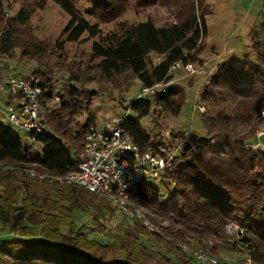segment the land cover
Here are the masks:
<instances>
[{"label":"trees","instance_id":"trees-1","mask_svg":"<svg viewBox=\"0 0 264 264\" xmlns=\"http://www.w3.org/2000/svg\"><path fill=\"white\" fill-rule=\"evenodd\" d=\"M47 1L26 0L8 17L5 2L0 0V58H13L18 50L22 60L38 65L28 75L14 74L10 66L5 74L37 82L47 103L53 97L47 52L61 57L66 44L80 41L85 33L98 37L92 43V56L98 60L91 81L119 82L122 75L131 73L143 87L166 84L165 91L132 99L135 114L120 123L141 152L156 153L166 143L153 138L141 119L150 114L153 104L173 115L180 113L186 92L172 82L171 67L197 61L208 32L210 3L136 0L139 7L168 5L174 20L163 24L150 18L137 23L121 21L116 29L103 33L98 22L86 16L111 21L130 8V0H93L85 12L74 0H53L68 13L69 21L51 43L29 27L34 10ZM252 42L255 60L245 56L241 66L225 61L204 85L200 99L210 106L209 113H202L207 135L181 134L182 150L166 175L169 186L175 182L173 190L165 199L150 182H139L130 190L132 204L147 211L160 233L137 222L133 228L109 232L106 242L91 238L86 226L76 224V212L88 213L96 222L115 212L112 202L81 186L29 174L32 169L50 174L75 169L74 156L82 149L95 116L82 125L74 120L82 102L92 104V92L70 85L58 107L46 108L43 131L29 133L33 142L42 144L40 151L24 144L0 119V230L6 233L0 236V264H195L178 243L196 246L209 240L213 242L210 251L225 259L220 250L238 251L237 243L226 238L230 223L244 230L242 241L254 263L264 264V149L254 148L251 142L264 124V12ZM153 53L162 56L156 64L150 60ZM70 80L80 78L72 74ZM221 104L226 106L219 108ZM4 164L8 169L2 168Z\"/></svg>","mask_w":264,"mask_h":264},{"label":"rangeland","instance_id":"rangeland-1","mask_svg":"<svg viewBox=\"0 0 264 264\" xmlns=\"http://www.w3.org/2000/svg\"><path fill=\"white\" fill-rule=\"evenodd\" d=\"M26 0H4L8 17L13 16L20 9ZM76 6L85 12L91 8L93 0H74ZM124 2L126 0H113ZM131 6L120 16L111 21L102 22L93 16H86L91 22H98L103 33L116 29L121 21L137 23L148 18L163 24L167 20H174L173 8L168 5L155 4L139 7L136 0H130ZM210 3L212 13L207 16L208 32L203 40V50L197 61L192 62L194 72L184 68L173 72L172 82L178 83L186 92V100L178 115H173L153 104L150 114L141 119V125L156 140H163L167 145V151L179 156L182 150V135L206 136L203 114L194 108L196 104L204 105L205 114L209 113L210 106L200 99L204 85L210 81L216 71L220 69L221 63L232 62L241 66L244 57L251 60L256 59V52L252 37L262 22L264 12V0H207ZM34 2V0H28ZM103 10V9H102ZM104 11H102L103 13ZM69 21V15L62 7L48 0L43 8H36L29 21V27L43 40L54 43L62 33ZM98 37H89L87 33L77 42L66 44V51L60 57L52 56L50 50L47 52L45 61L52 66L48 75L51 78L50 84L53 89V97L44 103L46 108L59 106L60 98L66 95L67 88L74 85L77 88L92 92L93 102L88 105L82 102L81 109L75 118V123L82 125L87 122L88 117L95 116V124L101 129L116 126L125 116L135 114L130 107L131 100L141 96L142 83L131 73L122 75L119 82L106 80L91 81L89 78L95 74L94 66L98 59L92 56V43ZM162 56L151 54L150 60L153 64L161 61ZM11 71L17 75H28L37 69L38 65L33 60H22L19 51L13 58H0V73L5 74ZM75 74L80 81H71L70 76ZM0 98V106L5 108ZM44 101V100H43ZM221 104L219 108L225 107ZM264 115V112H263ZM1 121L14 132H16L26 145H32L33 151H40L42 144L33 142L26 130L13 126L5 117L0 116ZM254 148L264 149V124L258 131V135L252 138ZM4 170L9 166L1 165ZM165 181L153 180L151 183L160 189L161 198L165 199L173 190ZM76 224L86 226V232L91 238L108 241L105 237L109 232H118L122 229L135 227V222H129L127 218L116 213H107L98 218L95 222L91 215L78 211L75 214ZM6 235L0 230V236ZM226 238L229 240L228 236ZM147 240V239H145ZM152 243L151 240L147 241ZM232 243V241L230 242ZM230 246V244L228 245ZM239 249L237 245V250ZM219 254L227 260L239 259L241 254L220 250ZM127 264V263H126ZM196 264V263H195Z\"/></svg>","mask_w":264,"mask_h":264},{"label":"built area","instance_id":"built-area-1","mask_svg":"<svg viewBox=\"0 0 264 264\" xmlns=\"http://www.w3.org/2000/svg\"><path fill=\"white\" fill-rule=\"evenodd\" d=\"M184 68L194 72L192 62H177L171 71ZM166 84L156 83L142 87L141 96L147 97L165 91ZM0 98L5 108L0 106V116L5 117L13 126L31 132H42L44 128V93L41 87L31 79L0 73ZM201 113L204 105L196 104ZM122 120L120 121V123ZM118 123L116 126L101 129L90 123L87 127L82 149L76 154V167L65 174L39 173L29 170V174L39 179H48L60 184H75L109 199L116 208V213L128 221L140 223L150 232L160 233L158 225L148 216L147 211L134 206L130 200L131 188L139 183H151L168 180L167 173L173 169L176 154L167 151L162 145L154 153L141 152L134 137ZM175 184L172 181V186ZM244 230L237 224L230 223L226 228L229 240L239 247L240 259L232 261L220 259L210 248L212 241L205 245L178 243L196 264H255L247 245L242 241Z\"/></svg>","mask_w":264,"mask_h":264},{"label":"water","instance_id":"water-1","mask_svg":"<svg viewBox=\"0 0 264 264\" xmlns=\"http://www.w3.org/2000/svg\"><path fill=\"white\" fill-rule=\"evenodd\" d=\"M117 264V263H116Z\"/></svg>","mask_w":264,"mask_h":264}]
</instances>
